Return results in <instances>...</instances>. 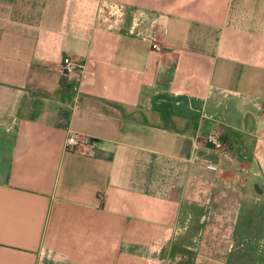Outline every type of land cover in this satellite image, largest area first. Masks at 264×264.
Here are the masks:
<instances>
[{"label":"crops","instance_id":"obj_1","mask_svg":"<svg viewBox=\"0 0 264 264\" xmlns=\"http://www.w3.org/2000/svg\"><path fill=\"white\" fill-rule=\"evenodd\" d=\"M259 224L264 0H0V264H262Z\"/></svg>","mask_w":264,"mask_h":264},{"label":"rangeland","instance_id":"obj_2","mask_svg":"<svg viewBox=\"0 0 264 264\" xmlns=\"http://www.w3.org/2000/svg\"><path fill=\"white\" fill-rule=\"evenodd\" d=\"M261 213H257L256 215H260ZM259 232H262L261 235L262 237H264V228L261 231L262 225L259 224ZM210 244V248L211 250H207L206 245ZM264 242V240H263ZM198 246L196 247V250H198L200 252V254L203 253V255H200L199 257H195L194 261L197 264H255V262H252L255 260V256L254 255H249V256H236L235 255V248L236 245L235 243L229 238L227 237L225 240H221V241H216V240H212V241H197ZM196 243V244H197ZM258 244V242H256L255 240H253L250 243H247L246 246H256ZM262 246L264 247V244H262ZM261 260H263L264 264V257H260ZM256 261V260H255Z\"/></svg>","mask_w":264,"mask_h":264},{"label":"built area","instance_id":"obj_3","mask_svg":"<svg viewBox=\"0 0 264 264\" xmlns=\"http://www.w3.org/2000/svg\"><path fill=\"white\" fill-rule=\"evenodd\" d=\"M144 40L149 44L152 52L159 53L162 51L161 35L159 33H154L149 37L144 38ZM59 71L63 76L72 77L76 72V64L70 57H65L61 61ZM205 142L219 157L223 159L228 157L229 150L217 134L208 133L205 137ZM82 144L83 139H79L77 136L72 134L67 138L65 148L67 150H75Z\"/></svg>","mask_w":264,"mask_h":264}]
</instances>
